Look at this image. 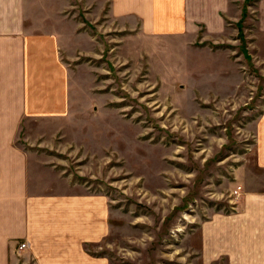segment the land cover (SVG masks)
Wrapping results in <instances>:
<instances>
[{"label":"rangeland","instance_id":"374dc122","mask_svg":"<svg viewBox=\"0 0 264 264\" xmlns=\"http://www.w3.org/2000/svg\"><path fill=\"white\" fill-rule=\"evenodd\" d=\"M40 1V26L55 23L74 54L75 84L69 136H43L42 155L106 197L107 233L89 251L105 264H205L201 224L237 209L243 175L264 177L247 174L264 115V31L247 1L234 0L247 13L223 32L154 38L112 18L109 0Z\"/></svg>","mask_w":264,"mask_h":264},{"label":"crops","instance_id":"0c3cea01","mask_svg":"<svg viewBox=\"0 0 264 264\" xmlns=\"http://www.w3.org/2000/svg\"><path fill=\"white\" fill-rule=\"evenodd\" d=\"M109 1V15L144 38L202 26L220 33L228 19L244 16L243 4L234 14V0ZM37 6L40 0H0V264H105L89 247L106 236V197L75 188L42 155L43 147H53L40 141L43 136H69L74 54L55 23L40 26L49 18L37 15ZM248 6L264 31V0ZM258 136L256 166L247 171L254 178L264 171V115ZM246 178L237 209L213 214L200 226L205 264L221 258L226 264H264V177H257L256 186ZM24 240L29 246L19 251Z\"/></svg>","mask_w":264,"mask_h":264},{"label":"built area","instance_id":"2783aa9c","mask_svg":"<svg viewBox=\"0 0 264 264\" xmlns=\"http://www.w3.org/2000/svg\"><path fill=\"white\" fill-rule=\"evenodd\" d=\"M241 189H242V187L239 185V186L234 190V193H235L236 196L240 197V195H241V191H240V190H241ZM28 246H29L28 241L24 240V241H21V242L19 243V247H18V249H19V251H23V250H25Z\"/></svg>","mask_w":264,"mask_h":264},{"label":"trees","instance_id":"16d2710c","mask_svg":"<svg viewBox=\"0 0 264 264\" xmlns=\"http://www.w3.org/2000/svg\"><path fill=\"white\" fill-rule=\"evenodd\" d=\"M247 1V4L250 3L252 0H246ZM246 4V5H247ZM245 13H247L246 9L244 10V16H245Z\"/></svg>","mask_w":264,"mask_h":264}]
</instances>
